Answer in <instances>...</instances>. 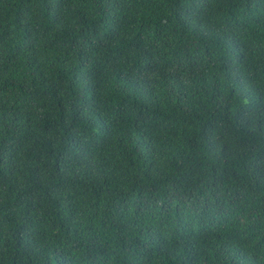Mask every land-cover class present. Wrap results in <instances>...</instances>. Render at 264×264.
Here are the masks:
<instances>
[{
  "label": "trees",
  "instance_id": "trees-1",
  "mask_svg": "<svg viewBox=\"0 0 264 264\" xmlns=\"http://www.w3.org/2000/svg\"><path fill=\"white\" fill-rule=\"evenodd\" d=\"M0 264H264V0H0Z\"/></svg>",
  "mask_w": 264,
  "mask_h": 264
}]
</instances>
